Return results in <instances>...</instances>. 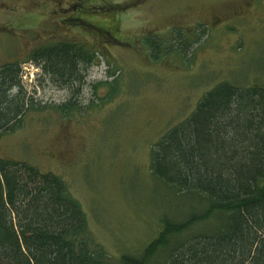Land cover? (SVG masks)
<instances>
[{
  "label": "rangeland",
  "instance_id": "obj_1",
  "mask_svg": "<svg viewBox=\"0 0 264 264\" xmlns=\"http://www.w3.org/2000/svg\"><path fill=\"white\" fill-rule=\"evenodd\" d=\"M177 28L190 47L153 61L143 39L172 41ZM66 41L96 52L79 93L30 59ZM8 61L20 64L27 95L44 108L0 138V157L61 176L106 264H121L157 236L162 216L189 211L152 175L153 146L217 84L264 86V0H0V65ZM72 100L67 114L57 109Z\"/></svg>",
  "mask_w": 264,
  "mask_h": 264
},
{
  "label": "trees",
  "instance_id": "obj_2",
  "mask_svg": "<svg viewBox=\"0 0 264 264\" xmlns=\"http://www.w3.org/2000/svg\"><path fill=\"white\" fill-rule=\"evenodd\" d=\"M181 31L174 29L172 41L146 36L150 58L182 56L190 38ZM30 59L61 88L79 93L96 52L66 41L38 47ZM43 108L27 95L20 64H1L0 138ZM75 108L73 100L57 106L65 114ZM150 170L188 200L189 211L162 216L157 236L139 255L123 254L121 264H264V86L217 84L153 146ZM199 226L205 228L193 233ZM0 264H106L61 176L0 157Z\"/></svg>",
  "mask_w": 264,
  "mask_h": 264
}]
</instances>
